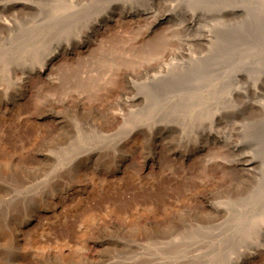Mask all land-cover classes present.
Here are the masks:
<instances>
[{
    "label": "rangeland",
    "instance_id": "rangeland-1",
    "mask_svg": "<svg viewBox=\"0 0 264 264\" xmlns=\"http://www.w3.org/2000/svg\"><path fill=\"white\" fill-rule=\"evenodd\" d=\"M74 1L0 0V264H235L239 246L256 251L258 231L241 230L264 222V0H164L149 32L143 0ZM247 155L254 171L237 162ZM134 239L162 248L138 257Z\"/></svg>",
    "mask_w": 264,
    "mask_h": 264
},
{
    "label": "bare ground",
    "instance_id": "bare-ground-1",
    "mask_svg": "<svg viewBox=\"0 0 264 264\" xmlns=\"http://www.w3.org/2000/svg\"><path fill=\"white\" fill-rule=\"evenodd\" d=\"M69 1L71 2V1H73V0H67V2H69ZM75 1H76V0H75ZM75 1H74V3H75ZM162 1H164V0H143L142 3L140 2V3H141V7H140V9H136V10H138V11H136V12H137L136 14H137L138 16H140V19L143 18V19H145V20H146V19L149 20L150 17H151V19H152V17H154V13H157V12H156V11H157V8H158V6L162 3ZM12 2H13V1H12ZM22 2H23V1H22ZM2 3H3V2H2ZM9 3H10V2H9ZM13 4H15V3H13ZM115 4H116V3H115ZM18 5H19V4H18ZM7 6H8V5H7ZM7 6H6V7H7ZM9 6H10V4H9ZM14 6H15V5H14ZM21 6H25V5H21ZM21 6H20V7H21ZM110 6H112V5H110ZM118 7H119V6H118ZM159 7H160V6H159ZM4 8H5V6H2V5L0 6V10H2V9H4ZM14 8H16V7H14ZM17 8H18V7H17ZM17 8H16V11H19V10H17ZM28 8H29V7H28ZM113 8H114V7H113ZM19 9H20V8H19ZM117 9H119V8H117ZM176 9H177V8H176ZM11 10H13V12H14L15 9H12V8H11ZM11 10H10V11H11ZM21 10H22V8L20 9V11H21ZM109 10H110V11H109ZM166 10H167V9H166ZM166 10H165V11H166ZM4 11H5V10H4ZM16 11H15V12H16ZM165 11H164V12H165ZM7 12H9V11H6V14H7ZM15 12H14V13H15ZM21 12H22V11H21ZM114 12H115V11L112 10V7L109 8L108 11L106 12V13H107V14H106L107 20L104 19V21H105L104 23H102V22L100 21L101 24L98 23V24L96 25V26L98 27L97 29H99L102 25H106L107 21H108L109 19L112 18V15L114 14ZM119 12H121V11H119ZM166 12H167V11H166ZM166 12H165V13H166ZM168 12H169V11H168ZM2 13L4 14L3 11H1V15H3ZM104 13H105V12H104ZM117 13H118V12H117ZM121 13H122V12H121ZM9 14H11V13L9 12ZM163 14H164V13H163ZM1 15H0V17L3 18V16H1ZM4 15H5V14H4ZM118 15H119V13H118ZM130 15H131V14H130ZM166 15H167V14H166ZM170 15H172V14H170ZM5 16H6V15H5ZM5 16H4V17H5ZM12 16H13V15H12ZM101 16H102V15H101ZM114 16H115V15H114ZM125 16H126V15H125ZM135 16H136V15H135ZM117 17H118V16H117ZM131 17H132V15H131ZM136 17H137V16H136ZM164 17H165V16H164ZM15 18H16V17H15ZM133 18H134V17H133ZM138 18H139V17H138ZM148 18H149V19H148ZM165 18H166V17H165ZM5 19H6V18H5ZM99 19H100V18H99ZM102 19H103V18H102ZM102 19H101V20H102ZM112 19H113V18H112ZM143 19H142V20H143ZM162 19H163V18H161V19H158V18H157L156 20H155V19H154V20L152 19L153 21L150 20V25H149V27H148V25H147L148 30H147V29H145V30L149 32L150 30L154 29L155 26L158 25V24L162 21ZM7 20H8V19H7ZM9 20H10V19H9ZM13 20H14V19H13ZM13 20H12V21H13ZM147 20H146V21H147ZM168 20H170V19H168ZM12 21H11V22H12ZM193 21H194V20H193ZM1 22H6V23H7V21H5L4 19H2ZM8 22H10V21H8ZM14 22H15V20H14ZM162 22H163V21H162ZM6 23H5V24H6ZM3 24H4V23H3ZM5 24H4V25H5ZM8 24H10V23H8ZM148 24H149V22H148ZM0 25H1V24H0ZM6 25H7V24H6ZM15 25H18V24L15 23ZM7 26L9 27V25H7ZM7 26H6V27H7ZM1 27H2V26H1ZM8 27H7V28H8ZM9 28H11V27H9ZM95 28H96V27H95ZM144 32H145V31H144ZM144 32H143V34L146 33V32H145V33H144ZM15 33H16V32H15ZM15 33H14V34H15ZM7 35H8V34H7ZM16 35H17V34H16ZM16 35H14V36H16ZM18 35H19V34H18ZM87 35H88V33H87ZM84 37H85V36H84ZM91 37H92V36H90V34H89V35L87 36L86 40H85V39H84V40H81V41H80L81 44L76 45V48H77V47H80V46H84V45L86 44V43H84V42H86L87 40L90 41V38H91ZM143 37H144V35H143ZM145 37H147V36H145ZM13 38H14V37H13ZM92 38H93V40H94V37H92ZM92 38H91V39H92ZM116 38H117V37H116ZM131 38H133V40L136 39V38L134 39L133 36H132ZM131 38H130V39H131ZM140 38H142V37H140ZM140 38H139V39H140ZM119 39H120V38H119ZM119 39H118V40H119ZM113 40H115V38H113ZM113 40L111 41V44H112V42L115 43V41H116V40H115V41H113ZM131 40H132V39H131ZM140 40H141V39H140ZM142 40H143V39H142ZM88 41H87V43H88ZM127 41H128V40H127ZM127 41H126V42H127ZM129 41H130V40H129ZM116 42H117V41H116ZM131 42H132V41H131ZM131 42H130V44H129V42H127L128 44L126 43V44H127V45H126L127 48H128V46H130V45H131L130 47H132V46H133L132 44L135 45V42H134V43H131ZM142 42H143V41H142ZM124 43H125V42H124ZM137 43H138V41H137ZM137 43H136V46H137ZM122 44H123V43H122ZM138 44H139V43H138ZM144 44H145V43H144ZM144 44H143V45H144ZM123 45H124V44H123ZM85 46H86V45H85ZM121 46H122V45H121ZM121 46H119V47H121ZM126 46H125V47H126ZM136 46H135V47H136ZM130 47H129V48H130ZM135 47H134V48H135ZM137 47H138V46H137ZM53 48H54V47H53ZM53 48H52V49H53ZM62 48H63V47H58V46H56L53 50H49L50 52L47 53V54L44 56V58H43V56H42V57H41V58H43L42 60H41V58L38 59L40 65H39V68H38L37 70H35V71L37 72V74H43V75H45V76H47V77L50 75L49 72L51 71V65H53V64H52V61L57 57L58 53L62 50ZM123 48H124V46H123ZM129 48H128V49H129ZM134 48H133V49H134ZM139 48H140V47H139ZM139 48H135V50H136V49L139 50ZM63 49H64V48H63ZM68 49H69V48H68ZM73 49H74L73 47H70V50H69V51H71V50H73ZM125 49H126V48H125ZM131 49H132V48H131ZM131 49H129V50H131ZM133 49H132V50H133ZM17 51H18V50H17ZM125 51H128V50H125ZM47 52H48V51H47ZM63 52H64V51H63ZM128 52H129V51H128ZM180 53H183V51H181ZM10 54H11V53H10ZM17 54H18V53H17ZM11 56H12V55H11ZM1 57H2V56H1ZM0 59H1V58H0ZM18 59H19V58H18ZM5 60H7V59H5ZM38 61L35 62V66H34V67H36V64H38ZM5 63H6V64H3V65H5V66H4V67L2 66V67H3V68H6L7 70L10 69V67H11V66H10V63H7V62H5ZM11 63H12V62H11ZM37 66H38V65H37ZM52 67H53V66H52ZM23 69H24V68H22V66H21V67H14V68H13V70L18 71V72H20V73H24V70H23ZM3 70H4V69H3ZM5 71H6V70H5ZM5 73H6V75H7L8 72L6 71ZM13 73H14V75H16L15 72H13ZM18 74H19V73H18ZM8 75H9V74H8ZM11 75H12V73H11ZM43 75H41V76H43ZM47 77H46V78H47ZM49 78H50V77H49ZM43 79H44V78H43ZM47 80H48V79H47ZM51 80H52V79H51ZM48 81H49V80H48ZM48 81H47V82H48ZM52 81H53V80H52ZM125 82H126V81H125ZM24 83H25V82H24ZM48 83H51V82H48ZM125 84H127V82H126ZM131 84H132V83H131ZM131 84H130V85H131ZM131 86H132V85H131ZM126 87H127V89L130 88V89H128V90H131V87L128 86V84H127ZM126 87L124 86L125 89H126ZM124 88H123V89H124ZM125 89H124V90H125ZM122 92L125 94L126 91L124 92V91H121V90H120V92H119V95H120V96L117 97V98H119L120 103H122V102H129V103H130V102H133V103H134V102L137 100V96L140 95V94L137 95V94L135 93L137 96H135V95L133 96V95H132V96H129V97H124V96H125L124 94H120V93H122ZM130 92H131V91H130ZM117 96H118V95H117ZM115 99H116V98H115ZM141 100H142V99H140V102H142ZM114 101H116V100H114ZM114 101H113V102H114ZM138 101H139V100H138ZM162 101L164 102V100H162ZM165 101H166V100H165ZM140 102H139V104H140ZM120 103H119V102H118V103L115 102L116 105H117V104L120 105ZM129 103H128V104H129ZM137 103H138V102L136 101L134 104L137 105ZM75 104H76L77 106H78V105L81 106V100L78 99L77 102H76ZM139 104H138V105H139ZM162 104H163V103H162ZM162 104H160V105L162 106ZM165 104H166V103H165ZM123 105H124V104H123ZM155 105H156V104H155ZM158 105H159V103H158ZM160 105H159V106H160ZM80 106H79V107H80ZM111 106H112V105H111ZM124 106H125V105H124ZM132 106H133V104H132ZM156 106H157V105H156ZM156 106H154V107H156ZM125 107H127V106H125ZM130 107H131V106H130ZM157 107H158V106H157ZM116 110H117V109H116ZM116 110H114L113 112H116V113H117ZM122 110H124V109H122ZM125 110H126V109H125ZM129 110H130V109H129ZM126 111H127V110H126ZM126 111H125V112H126ZM118 112H119V111H118ZM122 112H123V111H122ZM110 114H111V112H110ZM117 114L119 115V113H117ZM124 114H125V113H124ZM124 114H123L122 116H124ZM126 114H127V113H126ZM126 114H125V115H126ZM110 116H111V115H110ZM113 116H114V117L116 116L115 113H114L111 117L113 118ZM122 116L119 117L121 120L126 119L125 116H124V118H123ZM115 118H116V117H115ZM117 118H118V117H117ZM118 120H119V119H118ZM121 120H119V121H121ZM55 121H56V120H55ZM109 122H110V121H109ZM58 123H59V122H58ZM55 124H56V122H55ZM102 125H103V123H102ZM104 125H105V124H104ZM99 126H100V125H99ZM165 126H166V125H165ZM100 127H101V126H100ZM106 127H107V126H106ZM119 127H121V126H119ZM103 128H104V127H103ZM108 128H109V127H108ZM114 128H115V127H114ZM117 128H118V127H117ZM82 129H83V128H82ZM91 129H92V128H91ZM109 129H110V128H109ZM112 129H113V128H112ZM97 130H99V128H98ZM113 130H114V129H113ZM116 130H117V129H116ZM121 130H122V129H121ZM121 130H120V131H121ZM155 130H156V129H155ZM86 131H87V130H86ZM94 131H96V130L94 129ZM94 131L92 130V131H90V132H92V134H93ZM109 131H110V130H109ZM111 131H112V130H111ZM128 131H129V130H128ZM83 132H84V129H83ZM87 132H89V131H87ZM96 132H97V131H96ZM96 132H95V133H96ZM104 132H106V131H104ZM104 132L101 131V130H99L97 135H99V134H100V135H105ZM115 132H116V131H115ZM95 133H94V134H95ZM112 133H114V131H113ZM83 134H84V133H83ZM90 134H91V133H90ZM90 134H89V135H90ZM94 134H93V135H94ZM106 134H107V133H106ZM84 135H85V134H84ZM90 136H91V135H90ZM94 136H95V135H94ZM82 137H83V136H82ZM92 137H93V136H92ZM110 137H111V136H110ZM113 138H114V137H113ZM207 138H208V136H207ZM86 139H87V138H86ZM93 139H95V138H93ZM84 141H85V140H84ZM89 141H90V140H89ZM89 141H88V142H89ZM90 143H92V142H90ZM87 145H88V144H87ZM201 146H202V145H201ZM201 146L198 145V146L196 147V149H200ZM203 147H204V145H203ZM235 147H237V146H235ZM235 147H234V149H235ZM238 149H239V148H238ZM88 150H89V148H87L86 151H88ZM97 150H98V149H97ZM89 151H90V150H89ZM93 151H96V150H93ZM197 151H198V150H197ZM96 152H97V151H96ZM242 153H243V152H242ZM87 154H88V153H87ZM87 154H86V155H87ZM93 154H94L93 152H90V155H93ZM47 155H48V154H47ZM81 155H82V154H81ZM240 155H241V154H240ZM240 155H239V157H240ZM242 155H243V154H242ZM245 155H246V154H245ZM94 156H95V155H94ZM96 156H97V154H96ZM83 157H85V156H83ZM90 157H92V156H90ZM88 158H89V157H88ZM88 158H86V159L88 160ZM237 158H238V157H237ZM254 158H255V156H254ZM254 158H253L252 156L249 157V156L247 155V156H242L240 159L238 158V161H237V159H236V161L239 162L238 164H239V165H240L245 171H246V170H252V171H254V170H255L254 168L258 165V164H256L257 162H256V160H255ZM84 159H85V158H84ZM84 159H82V161H83ZM89 159H90V158H89ZM234 159H235V158H234ZM234 161H235V160H234ZM234 164H235V163H234ZM85 165H86V164H85ZM118 165H119V164H118ZM239 165H238V166H239ZM91 166H92V165H91ZM235 166H236V165H235ZM240 166H239V167H240ZM83 167H84V166H83ZM91 168H92V167H91ZM115 168H118V167L116 166ZM236 168H237V166H236ZM242 168H240L241 171H242ZM256 168H257V167H256ZM237 169H239V168H237ZM84 170H85V169H84ZM237 171H238V170H237ZM246 172H247V171H246ZM249 172H251V171H249ZM84 173H85V172H84ZM241 173L243 174V172H241ZM249 174H250V173H249ZM247 175H248V174H247ZM218 206H221V205H218ZM218 206H216V207H218ZM223 208H225V205H224ZM220 209H221V208H220ZM220 209H219V210H220ZM209 210L212 211L211 209H209ZM213 210H214V209H213ZM221 210H224V209H221ZM214 211L216 212V210H214ZM222 212H223V211H222ZM213 213H214V212H213ZM33 219H34V213H30V215H29L27 218H25V223H29V222H31V220H33ZM148 219H149V218H148ZM260 221H261V220H260ZM260 221H259V222H260ZM262 221H263V219H262ZM256 223H258V222H256ZM204 224H205V223H204ZM204 224H203V225H204ZM252 225H253V224H252ZM254 225H256V224H254ZM204 226L207 227L206 225H204ZM202 227H203V226H202ZM251 227H252V228H255V229H253V230H257V231H258V236H257L258 238H256V239H258V240L256 241V239H255V242H257V243L259 242L260 245L257 246V247H259V248H258V249L256 248V251H252V250H251V251H248V250H249L248 245L245 244L246 247H244V245L239 246L241 249L239 248L238 250H236V251H237V252H236V259H237V261L235 262V264H246L251 258L255 257V256H253L254 254H257V253L260 254V255H261V254H264V222H263V223H259L256 227L250 226V229H248V227H247V228L245 227V230H244V231H243L244 228L241 227V229L243 228L242 230L240 229L241 232H242L241 234H243V232H244V234H249V233L251 232V234H249V235H252V232H255V231H252V228H251ZM122 228H123V227H122ZM200 228H201V226H200ZM247 229H248V230H247ZM240 230H239V231H240ZM257 231H256V232H257ZM256 232H255V233H256ZM238 235H240V233H239ZM253 236H254V234H253ZM243 237H244V236H242V238H243ZM250 237H251V236H250ZM250 237H249V238H250ZM255 237H256V236H255ZM242 238H241V237H238V239H242ZM243 239H244V238H243ZM243 239H242V240H243ZM247 239H248V238H247ZM110 240H112V239H110ZM122 240H123V239H122ZM132 240H133V239H132ZM136 240H137V239H136ZM140 240H141V239H140ZM143 240H144V239H142V241H135V239H134L135 242H134V241H132V242L127 241V242L129 243L128 246H129V247H130V246L132 247V248H131V249H133L132 251H134V254H138V257H140V255H142V254H144V255H149V254H150V255H152V254L155 255L156 252H157L156 250L162 248V247L160 246V245H161L160 243H162V242L159 241L160 239H159L158 241H156V240H154V239H152L153 241L150 240V239H146V240H144V241H143ZM167 240H168V239H167ZM170 240H171V239H170ZM179 240H180V239H179ZM179 240H178V241H179ZM251 240H252V239H251ZM113 241H114V239H113ZM118 241H119V240H118ZM168 241H169V240H168ZM181 241H182V240H181ZM181 241H179V242H181ZM186 241H187V240H186ZM186 241H185V242H186ZM245 241H246V239H245ZM248 241H249V240H248ZM84 242H85V241H84ZM108 242H109V241H106V240L104 239V246H105V243H108ZM115 242H116V241H115ZM125 242H126V240H125ZM174 242H176V241H174ZM179 242H178V243H179ZM239 242H241V241L238 240V243H239ZM243 242H244V241H243ZM260 242H261V243H260ZM116 243H117V242H116ZM119 243H120V242H119ZM121 243H122V242H121ZM163 243H167L166 245L169 244L168 242H163ZM186 243H187V242H186ZM112 244H113V243H112ZM174 244H175V243H174ZM180 244H181V243H179V245H180ZM187 244H188V243H187ZM254 244H256V243H254ZM106 245H107V244H106ZM117 245H119V244H117ZM117 245H115V246H117ZM125 245H126V244H125ZM162 245H163V244H162ZM166 245H165V246H166ZM126 246H127V245H126ZM128 246H127V247H128ZM163 246H164V245H163ZM84 247H85V246H84ZM124 247H125V246H124ZM160 247H161V248H160ZM186 247H188V246H186ZM121 248H122V247H121ZM134 248H135V249H138V250H135ZM172 248H173V247H172ZM174 248H175V247H174ZM235 248H238V247H235ZM246 248H248V250H246ZM164 249H165V248H164ZM170 250H172V249H170ZM170 250H168V251H170ZM97 251H98V250H97ZM105 251H106V250H105ZM173 251H174V250H173ZM176 251H177V250H176ZM176 251H175V252H176ZM234 251H235V250H234ZM113 252H114V251H113ZM162 252H163V251H162ZM165 252L168 253L167 251H165ZM93 253H95V252H93ZM158 253H159V252H158ZM172 253H173V252H172ZM233 253H234V252H233ZM134 254H132L131 257H132V256H136V255H134ZM129 255H130V254H129ZM169 255H170V254H169ZM172 255H173V254H172ZM247 255H248V256H247ZM121 256H122V255H121ZM232 256H233V254H232ZM241 256H245V257L243 258L244 260H241ZM261 256H263V255H261ZM127 257H129V256H126L125 258H127ZM138 257H136V258H138ZM141 257H142V256H141ZM150 257H151V256H150ZM168 257H169V256H168ZM106 259H107V258H106ZM120 259H121V258H120ZM122 259H123V258H122ZM140 259H141V258H140ZM230 259H231V258H230ZM232 259H233V258H232ZM89 260H90V259H89ZM92 260H93V259H92ZM98 260H99V259H98ZM144 260H145V259H144ZM261 260H262V259H261ZM94 261H95V260H94ZM133 262H134V261H133ZM136 262H137V260H136ZM136 262H135V263H136ZM226 262H227V261H226ZM258 262H259V261H258ZM262 262H263V261H262ZM110 263H111V262H110ZM128 263H129V262L127 261L126 264H128ZM227 263H228V262H227ZM256 263H257V262H256ZM130 264H131V262H130ZM132 264H133V263H132Z\"/></svg>",
    "mask_w": 264,
    "mask_h": 264
}]
</instances>
